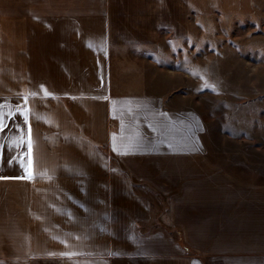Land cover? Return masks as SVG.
<instances>
[{
    "label": "crops",
    "instance_id": "1",
    "mask_svg": "<svg viewBox=\"0 0 264 264\" xmlns=\"http://www.w3.org/2000/svg\"><path fill=\"white\" fill-rule=\"evenodd\" d=\"M255 7L0 0V110L17 113L0 131V264H264L263 165L215 162L195 108L118 86L114 64L198 15Z\"/></svg>",
    "mask_w": 264,
    "mask_h": 264
},
{
    "label": "rangeland",
    "instance_id": "2",
    "mask_svg": "<svg viewBox=\"0 0 264 264\" xmlns=\"http://www.w3.org/2000/svg\"><path fill=\"white\" fill-rule=\"evenodd\" d=\"M164 34L144 49H115L118 86L180 98L178 105L203 118L201 135L215 162L227 166L237 152L264 167V0L249 14L198 15L186 37ZM126 260L118 264H133Z\"/></svg>",
    "mask_w": 264,
    "mask_h": 264
},
{
    "label": "snow or ice",
    "instance_id": "3",
    "mask_svg": "<svg viewBox=\"0 0 264 264\" xmlns=\"http://www.w3.org/2000/svg\"><path fill=\"white\" fill-rule=\"evenodd\" d=\"M45 95H47V93H45ZM0 109H2V106H0ZM16 114L17 113H13L12 117H8L7 114H5L2 110H0V131H3V129L8 126L7 124L4 123V121L6 119H14V116ZM28 150H29V153H30L31 144H28Z\"/></svg>",
    "mask_w": 264,
    "mask_h": 264
}]
</instances>
